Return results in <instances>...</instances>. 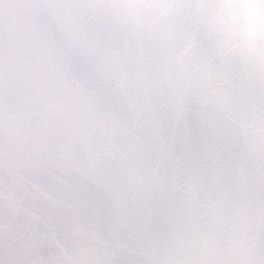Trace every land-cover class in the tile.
<instances>
[{
	"label": "clouds",
	"instance_id": "clouds-1",
	"mask_svg": "<svg viewBox=\"0 0 264 264\" xmlns=\"http://www.w3.org/2000/svg\"><path fill=\"white\" fill-rule=\"evenodd\" d=\"M0 264H264V0H0Z\"/></svg>",
	"mask_w": 264,
	"mask_h": 264
}]
</instances>
